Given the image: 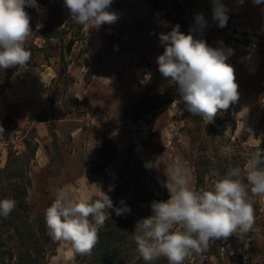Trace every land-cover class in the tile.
Returning <instances> with one entry per match:
<instances>
[{
  "label": "rangeland",
  "instance_id": "obj_1",
  "mask_svg": "<svg viewBox=\"0 0 264 264\" xmlns=\"http://www.w3.org/2000/svg\"><path fill=\"white\" fill-rule=\"evenodd\" d=\"M221 2L228 9L223 28L213 19L212 0H113L109 11L118 15L114 24L82 30L71 23L63 0L37 2L40 11L27 7L33 30L25 42L30 63L57 71L50 92L58 88V93L41 112L39 121L50 120L42 127L4 119L0 199L16 173L31 181L27 202L33 223L44 220V210L61 187L89 201L102 198L99 188L110 198L120 192L124 204L143 206L147 214L151 202L169 199L162 186L164 168L178 155L188 162L195 185L201 146L208 157L216 152L238 162L264 149V35L248 31L247 0ZM197 14H203L206 26L193 31L194 37L213 48L222 42L232 49L226 62L234 68L239 92L238 102L209 123L184 109L177 86L161 75L156 62L164 52L159 34L176 24L188 34ZM51 32L55 37L45 39ZM0 73L8 75L6 69ZM157 159L158 168L145 167ZM254 198L260 217L254 222L253 243L242 253L245 264H264V196ZM51 242L46 264H78L69 242ZM193 256L190 264H237L232 253L220 259Z\"/></svg>",
  "mask_w": 264,
  "mask_h": 264
},
{
  "label": "clouds",
  "instance_id": "obj_2",
  "mask_svg": "<svg viewBox=\"0 0 264 264\" xmlns=\"http://www.w3.org/2000/svg\"><path fill=\"white\" fill-rule=\"evenodd\" d=\"M244 0H240L243 3ZM70 21L81 26L99 28L114 24L117 13L109 11L113 0H63ZM213 19L223 28L228 9L221 0H212ZM254 5L264 0H252ZM27 7L36 8L37 0H0V68L18 66L27 70L31 52L25 48L33 32ZM195 29L188 34L176 24L171 31L159 34L164 52L157 57L158 71L177 86L184 109L192 116L209 122L239 100L234 68L226 61L232 49L213 48L193 31L206 26L203 14L195 16ZM42 27L38 24L37 28ZM175 102V101H174ZM4 132L0 127V133ZM159 159V158H158ZM146 168H158L157 161ZM162 186L169 193L166 201L151 202L152 214L135 225L132 240L136 252L145 261L163 257L168 264H183L186 258L208 250L210 242L249 232L255 222L253 199L264 196V149L246 154L244 167L235 166L214 177L207 188L192 182L188 162L177 156L164 168ZM245 180L247 183H245ZM99 187V186H98ZM111 190V189H110ZM101 199H77L71 188L61 187L45 210L47 234L53 241H65L80 255H91L99 241V231L109 218V209L117 216L130 212L128 207L115 208L111 198L101 191ZM12 198L0 199V217L7 218L15 209Z\"/></svg>",
  "mask_w": 264,
  "mask_h": 264
},
{
  "label": "trees",
  "instance_id": "obj_3",
  "mask_svg": "<svg viewBox=\"0 0 264 264\" xmlns=\"http://www.w3.org/2000/svg\"><path fill=\"white\" fill-rule=\"evenodd\" d=\"M56 0H37L39 3L48 4ZM29 15L30 11L26 10ZM82 30L83 26L78 25ZM46 34L44 37H55L56 32ZM31 64V63H30ZM64 71L59 73V77ZM9 75L0 73V94L6 86ZM58 93V88L51 94L50 100L54 101ZM6 121V120H5ZM4 131L6 129L3 128ZM50 135L53 142H57V134L54 128H50ZM30 147L29 142L26 144ZM36 148V147H35ZM35 148L33 153L35 155ZM206 146H201L198 156L194 163L195 186L197 188H207L214 179L210 173L214 170L223 176L231 167H244L246 159L238 162L235 156L228 157L221 154L213 153V156L206 155ZM10 180L7 192L1 199L12 198L16 201L15 209L7 218L0 217V264H46L47 256L52 247V239L47 234L45 221L38 218L35 223L31 221V206L27 202L28 189L31 181L28 177L22 179L13 174ZM245 183L247 181L245 180ZM1 185V182H0ZM100 199L95 198L93 199ZM111 200L115 208L128 207L130 212H126L121 216H117L114 209H109V218L106 220L104 227L99 231V241L94 247L91 255H80L75 252V258L78 264H145V261L136 252V245L132 240V233L135 231L137 221L152 214L145 208H131L130 205L124 204L120 192H115L111 196ZM253 207L255 220L260 217V210L253 199ZM141 210V211H140ZM147 211V210H146ZM254 227V225H253ZM252 229L246 234L233 235L229 237L227 243L221 244L220 240L212 242L204 255L209 257L221 258L222 255L229 256L232 253L237 258V264H245L244 254L242 251L247 245L253 243ZM7 233L5 238L4 234ZM224 250V251H222ZM194 254V253H193ZM186 258L183 264H190L189 258ZM152 264H167L166 258H159Z\"/></svg>",
  "mask_w": 264,
  "mask_h": 264
},
{
  "label": "crops",
  "instance_id": "obj_4",
  "mask_svg": "<svg viewBox=\"0 0 264 264\" xmlns=\"http://www.w3.org/2000/svg\"><path fill=\"white\" fill-rule=\"evenodd\" d=\"M247 1L248 31L264 35V3L254 5L252 0ZM8 75L0 94V127H6L5 118L17 121L19 126L37 124L42 127L49 123V119L39 121V118L51 104L50 89L57 71L49 66L29 64L27 70L17 69Z\"/></svg>",
  "mask_w": 264,
  "mask_h": 264
},
{
  "label": "water",
  "instance_id": "obj_5",
  "mask_svg": "<svg viewBox=\"0 0 264 264\" xmlns=\"http://www.w3.org/2000/svg\"><path fill=\"white\" fill-rule=\"evenodd\" d=\"M17 69H19L18 66L10 67V68L6 69V73L9 74V73H11Z\"/></svg>",
  "mask_w": 264,
  "mask_h": 264
}]
</instances>
